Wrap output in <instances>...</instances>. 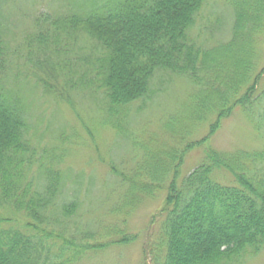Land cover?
Returning <instances> with one entry per match:
<instances>
[{
	"label": "trees",
	"instance_id": "1",
	"mask_svg": "<svg viewBox=\"0 0 264 264\" xmlns=\"http://www.w3.org/2000/svg\"><path fill=\"white\" fill-rule=\"evenodd\" d=\"M5 1L0 2V264H68L84 249L79 240L93 231L69 221L78 211L76 201L60 200L64 173L53 161L60 156L58 145L40 153L32 133L30 96L18 80L23 71L18 70L16 48H10L6 38L1 9ZM65 1L57 21L46 15L35 19L38 30L26 36L28 46L37 43L38 50L51 46L58 60L51 70L65 74L68 95L99 94L106 123L117 126L124 122L128 106L146 95L155 70L172 71L203 87L212 80L206 78L209 72L219 69L222 61L238 65L247 59L245 40L264 15V0H230L232 43L201 57L191 29L206 0ZM77 39L91 42L90 60L82 57L83 73L68 58ZM238 41L243 46L241 60L229 53ZM260 74L261 89L249 88L233 104L242 106L264 138V67ZM199 99L206 105V98ZM218 158L215 165L226 164ZM253 162L235 184L213 180L209 163L199 165L179 185L171 184L160 222L164 249L157 264H244L262 250L264 149Z\"/></svg>",
	"mask_w": 264,
	"mask_h": 264
},
{
	"label": "rangeland",
	"instance_id": "2",
	"mask_svg": "<svg viewBox=\"0 0 264 264\" xmlns=\"http://www.w3.org/2000/svg\"><path fill=\"white\" fill-rule=\"evenodd\" d=\"M65 3L6 0L1 9L6 38L10 48L17 49L13 53L23 71L18 80L30 96L32 133L39 151L58 145L60 156L53 161L64 173L60 200L76 201L78 211L71 215L75 221H69L93 231L79 240L84 249L68 264H157L164 249L160 222L171 184L179 185L202 163L212 165L213 180L235 184L239 174L254 165L253 156L264 149L262 133L242 106L233 104L249 88L257 92L263 85L264 15L245 40L247 59L238 65L222 61L219 69L209 72L206 78L212 80L203 87L172 71L155 70L146 95L128 106L124 122L117 126L106 123L99 94L68 95L60 66L59 72L51 70L58 62L51 46L39 50L37 43L28 46L26 36L38 30L35 19L46 15L57 21ZM231 24L230 0L205 1L191 29L201 57L232 43ZM90 44L77 39L68 50L79 73L86 69L82 57L90 60ZM242 51L238 41L229 53L241 60ZM201 96L206 105L200 104ZM224 98L229 102L222 103ZM218 157L226 164L215 165ZM244 264H264V247Z\"/></svg>",
	"mask_w": 264,
	"mask_h": 264
}]
</instances>
